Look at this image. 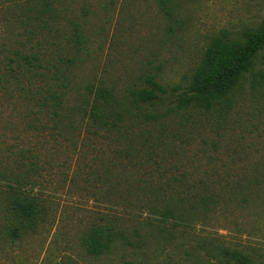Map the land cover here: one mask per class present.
<instances>
[{"label":"rangeland","instance_id":"1","mask_svg":"<svg viewBox=\"0 0 264 264\" xmlns=\"http://www.w3.org/2000/svg\"><path fill=\"white\" fill-rule=\"evenodd\" d=\"M45 1L50 10L42 16L48 24L41 32L35 9L42 0H0V44L10 47L32 29V45L45 41L44 48L55 51L77 27L83 42L71 99L100 81L119 90L143 86L147 74H156L167 88L177 87L178 96L213 37L240 38L243 29L264 20V0ZM259 70H264V48L224 116L217 110L184 113L190 116L185 130L192 137L185 150L192 173L187 180L210 185L211 195L209 207L199 209L190 226L167 223L164 231L151 232L141 226L149 219L143 211L125 219L126 239L102 254L88 253L87 231L117 214L115 178L105 180L91 151L76 152L59 139L56 147L46 144V154L42 150L45 170L32 185L46 206L43 221L14 241L0 236V264H224L227 251L264 261V79Z\"/></svg>","mask_w":264,"mask_h":264},{"label":"trees","instance_id":"2","mask_svg":"<svg viewBox=\"0 0 264 264\" xmlns=\"http://www.w3.org/2000/svg\"><path fill=\"white\" fill-rule=\"evenodd\" d=\"M49 10L45 0L35 9L41 32L48 24L42 16ZM34 34L29 29L18 43L0 44V213L5 215L0 217V236L14 241L43 221L46 206L32 185L45 170L42 150L46 154V144L56 147L59 139L76 152L91 151L105 180L115 178L117 214L113 221L87 231L83 242L88 253L102 254L126 239L125 219L143 211L149 219L140 221L141 226L151 232L164 231L167 223L190 226L198 210L209 207L211 195L210 185L187 180L192 173L186 168L190 162L185 150L192 137L185 130L190 116L184 113L189 109L227 113L264 48V20L257 28L243 29L240 38L213 37L178 96L177 87L167 88L156 74H147L143 86L119 90L100 81L87 84L84 94L71 99L81 31L75 27L55 51L44 48L45 41L32 45ZM257 75L264 79V70ZM168 95L174 97L160 109ZM227 253L230 258L224 264H264L241 251Z\"/></svg>","mask_w":264,"mask_h":264}]
</instances>
